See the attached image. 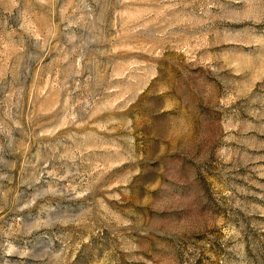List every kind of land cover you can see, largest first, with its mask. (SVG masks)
I'll list each match as a JSON object with an SVG mask.
<instances>
[{"label": "rangeland", "instance_id": "obj_1", "mask_svg": "<svg viewBox=\"0 0 264 264\" xmlns=\"http://www.w3.org/2000/svg\"><path fill=\"white\" fill-rule=\"evenodd\" d=\"M0 264H264V0H0Z\"/></svg>", "mask_w": 264, "mask_h": 264}]
</instances>
